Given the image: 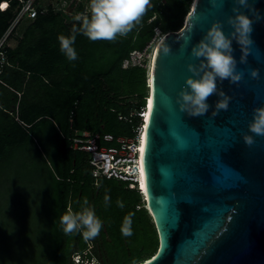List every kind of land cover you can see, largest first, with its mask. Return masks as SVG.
Here are the masks:
<instances>
[{"label":"trees","instance_id":"16d2710c","mask_svg":"<svg viewBox=\"0 0 264 264\" xmlns=\"http://www.w3.org/2000/svg\"><path fill=\"white\" fill-rule=\"evenodd\" d=\"M36 1L37 17H23L12 28L23 4L0 0L6 7L0 8V41L11 30L0 68V264H74L73 256L92 244L101 249L103 264H142L160 246L142 195L127 182L96 179L92 155L75 149L74 139L88 133L102 142L111 135L120 149L118 138L138 135L148 70L123 69V62L153 41L155 29L179 32L193 0H150L140 21L112 41L77 33L75 61L60 51L57 37L71 35L79 22L68 23L73 18L53 6L42 13ZM85 206L103 222L87 242L79 232L65 234L60 223L69 207ZM129 214L132 235L125 236L121 228Z\"/></svg>","mask_w":264,"mask_h":264},{"label":"water","instance_id":"95a60500","mask_svg":"<svg viewBox=\"0 0 264 264\" xmlns=\"http://www.w3.org/2000/svg\"><path fill=\"white\" fill-rule=\"evenodd\" d=\"M234 0H193L185 27L166 34L153 54L148 89L153 106L144 130V184L149 214L156 226L159 250L142 264H264V136L248 130L253 110L264 106V0H250L242 12L253 19L252 39L246 63L233 43L238 83L224 80L218 89L231 97L227 110L213 116V109L200 117H189L177 104L178 93L192 74L189 64H198L192 47L217 21L225 35ZM259 70L257 78L250 72ZM150 81V82H149ZM216 95L209 97L214 105ZM147 109V107H146ZM181 113L186 125L209 135L203 144L180 147L175 142ZM216 125H224L223 130ZM228 136L234 146L224 153L221 164L215 136ZM252 135L246 145L242 137Z\"/></svg>","mask_w":264,"mask_h":264},{"label":"clouds","instance_id":"9594fccd","mask_svg":"<svg viewBox=\"0 0 264 264\" xmlns=\"http://www.w3.org/2000/svg\"><path fill=\"white\" fill-rule=\"evenodd\" d=\"M149 3L150 0H89L85 12L75 16L79 26H73L71 35L57 37L60 51L68 61L77 60L78 53L75 49L77 33L83 34L91 41H112L118 35H126L140 21ZM234 5H236L232 9L234 15L227 19L233 31L226 36L222 23L217 21L191 49L192 57L199 63L188 65V71L192 75L185 80V87L178 93L177 98L180 110L189 117L204 116L210 109H213V116L221 110H227L231 97L218 89L217 84L224 80L235 84L243 77V73L237 71L233 43L240 45L244 53L239 63H246L248 50L254 43L251 35L254 21L250 15L241 11V8L251 11L250 0H234ZM257 19L264 17L257 15ZM161 46L163 53L167 54L169 49L163 46V41ZM258 75V69L251 70L252 78H257ZM213 95L218 97L214 105L209 103V97ZM248 130L257 136H264V106L253 110ZM242 139L246 145L254 143L252 135L245 134ZM104 200L107 205L110 197L105 195ZM117 203L120 207L124 206L120 201ZM84 204L87 205L88 202L85 200ZM60 223L65 234L79 232L86 242L98 236L103 226L102 220L90 206H85L80 211H73L69 207L60 217ZM121 231L125 236L132 235L131 214L124 218ZM75 259L79 260V255ZM133 264L137 262L133 261Z\"/></svg>","mask_w":264,"mask_h":264},{"label":"built area","instance_id":"2783aa9c","mask_svg":"<svg viewBox=\"0 0 264 264\" xmlns=\"http://www.w3.org/2000/svg\"><path fill=\"white\" fill-rule=\"evenodd\" d=\"M23 4L19 15L12 28H14L23 17H28L29 19H35L38 15V10L34 7L35 0H20ZM5 4V3H3ZM2 4V5H3ZM1 9L4 10L2 8ZM8 6V5H7ZM11 30L2 38L0 41V68H2L7 63L6 53L4 52V47L7 41V38ZM165 35L161 30L155 29V37L151 43L142 51L135 50L130 53L129 57L123 62L122 68H145L148 70L151 53L150 48L152 45L159 39H162ZM156 46V45H155ZM1 73V71H0ZM148 100V99H147ZM147 107V105H146ZM145 111V110H144ZM144 111L140 114H145ZM122 119V118H120ZM142 120H144L142 118ZM143 131V125L139 128L138 135L134 139L120 137L116 141L121 145V148H102L99 146L98 141L101 139V136H96L93 139H90L88 133H84L85 138L74 139V148L80 151L88 152L92 155L91 165L94 168V177L96 179L106 177L107 179H115L118 181H123L129 183L131 189H137L144 196L140 183L138 181V174L136 170L139 168V159L141 156L140 147H141V134ZM88 139V140H86ZM103 141L105 143H112L115 141V138L111 135L103 136ZM145 202V200L143 199ZM147 208V206H145ZM79 255L80 259L76 260L75 257ZM88 255H91L89 249L82 252L76 253L72 260L74 264H95V259L87 258ZM99 264V263H96Z\"/></svg>","mask_w":264,"mask_h":264},{"label":"snow or ice","instance_id":"6c2138e0","mask_svg":"<svg viewBox=\"0 0 264 264\" xmlns=\"http://www.w3.org/2000/svg\"><path fill=\"white\" fill-rule=\"evenodd\" d=\"M149 105L150 108L153 106V102L149 101ZM186 120L184 118V114L181 113L180 115V120L177 124V134L175 136V142L180 146V147H190L196 143H200L203 144L204 141L207 139V136L209 135V133L204 129L203 131L193 128L191 125H187V127H185L186 125ZM216 128L218 129H225L228 128L224 125H216ZM215 139H217V146L219 148V154H220V159H221V164L223 165V156L224 153L229 150L232 146H234V143L232 142V140L224 135H218L215 136ZM145 149L142 147L141 148V152L144 153ZM144 156H141V175H144Z\"/></svg>","mask_w":264,"mask_h":264},{"label":"rangeland","instance_id":"374dc122","mask_svg":"<svg viewBox=\"0 0 264 264\" xmlns=\"http://www.w3.org/2000/svg\"><path fill=\"white\" fill-rule=\"evenodd\" d=\"M37 1H39V0H37ZM37 1H36V5L38 4ZM39 4L41 6H43L42 7L43 12L42 13L47 11L49 6H53L54 9L57 12L64 11V13L69 15V17L73 18V20L68 21V23H78V21L75 20V16L77 14H80V12L78 10L79 9L78 7L81 4L80 0H51V1L50 0H40ZM83 4H85V10H86V8H87V6L89 4V0H88V2L87 1H83ZM189 11H191V5H190ZM185 24H186V18H185V20L183 22L182 29L185 27ZM156 42L150 48L151 55H152V53L154 51V47L156 45ZM9 44L10 45H14L12 42H10ZM150 69H151V67H150ZM148 92H149V89H148ZM98 144H99L100 147L106 148V149L118 146L117 143H115V142H113V143H105L104 141H102V142L98 141ZM89 251H90L91 255L94 257V259H95V262H94L95 264L96 263L103 264V256H102L103 253L101 252V249L99 247H97L96 244H92L89 247Z\"/></svg>","mask_w":264,"mask_h":264},{"label":"bare ground","instance_id":"6f19581e","mask_svg":"<svg viewBox=\"0 0 264 264\" xmlns=\"http://www.w3.org/2000/svg\"><path fill=\"white\" fill-rule=\"evenodd\" d=\"M162 39L157 40L156 46L158 45V43H160V41H162ZM156 46L154 47V51L156 49ZM154 51H153V53L151 55V60H150V64H149V67H148V73H149V75H151V69H150V67L152 66V59H153ZM149 97H150V95H149ZM149 101H151V98L149 100H147V109L145 110V114H144V117H143L145 119V121H147L148 120V117H149V108H150ZM140 138H141L140 153H141V148L143 147V142H144V130L142 131V134H141V137ZM136 172L138 174V178L137 179H138V181L140 183L141 190H142L143 194L145 195L144 175L143 176L141 175V156H140V159H139V168L136 170Z\"/></svg>","mask_w":264,"mask_h":264},{"label":"flooded vegetation","instance_id":"af4514ba","mask_svg":"<svg viewBox=\"0 0 264 264\" xmlns=\"http://www.w3.org/2000/svg\"><path fill=\"white\" fill-rule=\"evenodd\" d=\"M83 1H87L88 2V0H80V2H83Z\"/></svg>","mask_w":264,"mask_h":264},{"label":"crops","instance_id":"0c3cea01","mask_svg":"<svg viewBox=\"0 0 264 264\" xmlns=\"http://www.w3.org/2000/svg\"><path fill=\"white\" fill-rule=\"evenodd\" d=\"M67 16H69V15H67Z\"/></svg>","mask_w":264,"mask_h":264}]
</instances>
